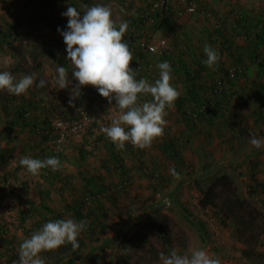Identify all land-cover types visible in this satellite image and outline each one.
<instances>
[{
	"label": "rangeland",
	"instance_id": "374dc122",
	"mask_svg": "<svg viewBox=\"0 0 264 264\" xmlns=\"http://www.w3.org/2000/svg\"><path fill=\"white\" fill-rule=\"evenodd\" d=\"M37 1L0 0V71H10L16 79L25 73L35 75L33 86L24 94L17 96L9 94L7 90H0V149L3 147L9 149V153L0 159V264H13L14 261H18L21 241L48 222L42 221L41 217L57 220L54 215L61 213L63 218H75L74 213L66 209V203L77 199L83 200L88 196V189L79 172L88 171L106 185L122 179L120 170L115 168L113 163L110 164L111 159L109 167L104 169L102 164L108 155L105 146L108 138L101 128L109 126L118 115H110L106 119L104 118L106 116L100 114L99 109L90 113L86 102L91 104L90 107H98V99L90 102L89 99H84L91 96L103 98L96 94L94 86H81L80 96L70 105L71 89L77 82L73 79V83L65 89H60L56 82L58 65H64L68 70L69 80L72 78V65L67 59L63 36L58 31V28L67 27L68 18L62 13L68 6L73 5L80 8L83 15L85 4L90 6L95 3H107L110 4L113 19L118 25L121 19L127 20L133 14L143 13L148 8L147 0H53L52 8H48L44 1H41L42 6L37 9L35 8V5H38ZM194 1L195 13L178 16V12L185 5L182 0H171L167 13L171 20L170 27L146 33L147 37L154 40L166 38L168 44L166 48H160L156 54L145 55L142 58L138 79L143 77L150 83L154 82L157 79L155 76H159L158 62L169 61L172 69L170 82L177 88L179 95L185 97L184 107L189 113L194 111L192 97L182 82L184 76L191 79L190 84H196L198 94L206 100L212 99L213 81H222L225 97L221 100L222 106L231 107L240 122L237 123L240 124L238 129L242 126L245 129L244 135L236 138L238 132H234L233 136L229 126L220 122L221 116L219 121L211 120L213 122L211 125L203 114L188 120L172 106L166 109L163 133L150 144L139 147L125 142V146L120 148L114 143L113 151L123 156L125 171H129L130 174L131 169V173L133 172L130 179L132 182L128 184L132 195L121 196L116 213L109 217L108 229L99 232L100 234L96 235L97 240L88 241L78 256L80 259L71 264H105L111 261L112 264H161L160 259L157 260L151 253L150 247L159 251L163 249L159 235L163 232L152 221V219L159 221L163 215L170 220L167 233L171 234L172 247L178 254L186 252L190 254L191 249L201 247L206 249L209 255L219 258L221 264H264V145L256 148L249 143L250 134L264 137V128L255 127L253 101L249 100L250 103H247L241 98V95L245 94L244 90H248L250 84L256 80L251 66L253 62L246 63L249 58L245 50L255 43V35L264 29V0ZM238 14L246 19L243 28L249 30H243L242 25L226 26L223 31L225 37L230 39V44L223 47L215 29L222 21L226 22L230 16ZM16 19L18 20L15 21ZM245 34L248 35V39L244 38ZM128 37L130 33L127 31L125 38ZM206 43L219 53V59L213 67L202 63L206 58L203 51ZM259 47V55L264 57V44ZM51 49L61 51L66 63L57 60ZM239 53L243 55L242 64L247 72L244 76L229 80L226 71L237 62L236 54ZM200 65L206 70H201ZM39 79L46 81L44 87H36ZM142 100H147L146 96L142 95ZM31 102L36 105H33L32 111L29 110L26 119L30 124L35 122L34 117L42 119L46 109L55 113L52 117L57 132L59 131L57 121L76 120L83 115L88 119L87 132L80 137L76 136L67 144L66 155L61 161L64 172L74 176L72 194L53 190L51 202L47 204L40 200L38 194V190L43 188L37 183V181L43 183L40 172L33 175L19 164L21 156L37 157L42 152L45 156L55 145L53 140L45 142L39 133L30 134L26 128L14 125L18 106L26 103L25 108H28L27 105ZM70 107L72 109H69ZM66 115L74 118L66 119ZM169 141L173 142V147H167ZM81 145L84 156L79 149ZM175 149L178 151V157H182L178 165L180 170L172 164L177 160L169 158ZM251 161L259 163L258 177L263 183L262 188L254 191L249 188ZM156 166L161 169L165 180L155 176ZM173 170L179 175H173ZM224 175L231 179L230 187L236 197L245 199L248 206L255 210L253 217L256 218V223L252 233L260 234L255 246H244L238 240L231 220L223 227L216 219L215 209H204L199 205L204 192ZM24 181H28V185L22 189L23 199L34 201L37 211L34 214L31 206V215L22 222L21 213H27L30 209L26 200L17 203L13 198V192L17 187L21 188ZM218 191L219 193L225 191L226 194L223 187ZM158 194H161L162 198L169 197L172 201L171 206L156 200ZM189 214L193 217L190 218ZM193 221L204 225L206 231L204 238L198 224L195 225ZM5 228L7 234L4 236L1 230ZM137 233H141L143 239L146 237L150 245L144 244L143 239H138ZM5 239H10L11 242H6ZM123 244H127L128 250L123 251ZM246 248L254 249L252 257L242 254ZM90 251L95 253L92 258L86 256Z\"/></svg>",
	"mask_w": 264,
	"mask_h": 264
},
{
	"label": "clouds",
	"instance_id": "9594fccd",
	"mask_svg": "<svg viewBox=\"0 0 264 264\" xmlns=\"http://www.w3.org/2000/svg\"><path fill=\"white\" fill-rule=\"evenodd\" d=\"M62 15L68 18L67 27L58 28V31L63 36L67 59L72 65V78L69 80L64 65H58L56 82L60 89L68 88L73 79L77 82L71 89L69 104L72 105L74 99L80 96L81 86L92 85L110 103L114 99L115 105L121 110L118 118L109 126H103L101 131L120 148L125 146V142L139 147L150 144L163 133L166 109L173 106L179 95L177 88L170 82V62H158L159 77L154 82L150 83L143 77L137 79L138 70L130 67L133 53L125 39L129 21L121 19L117 25L110 4H85L83 15L80 8L70 5ZM203 51L206 58L202 63L213 67L219 59L218 51L207 43ZM34 81L33 73L22 74L16 79L10 71H0V90H7L9 94L19 96L26 93ZM45 84L44 79H39L36 87H44ZM145 93L150 94L152 99L138 102L139 94ZM249 143L260 148L264 145V137L250 134ZM19 164L33 175L44 168L56 171L61 167L57 156L41 159L23 155ZM173 175L179 174L173 170ZM86 228L87 221L74 217L49 220L21 241L19 259L13 264H45L41 253L69 242L73 248L78 247L77 238ZM159 258L161 264H221L219 258L209 255L201 247L191 249L190 254H178L175 249L168 254L161 251Z\"/></svg>",
	"mask_w": 264,
	"mask_h": 264
},
{
	"label": "trees",
	"instance_id": "16d2710c",
	"mask_svg": "<svg viewBox=\"0 0 264 264\" xmlns=\"http://www.w3.org/2000/svg\"><path fill=\"white\" fill-rule=\"evenodd\" d=\"M34 1V0H31ZM41 1H44V4L48 8H52L51 1L49 0H38V5H35V8H40ZM34 8V6H33ZM154 19V24L152 27H150L151 31H161L164 28H169L171 24L170 17L167 16V13L164 11L157 12L155 14H151L150 16L147 14V9L145 12L140 14H133L131 17H128L127 20L129 21V30L130 31V41L128 40L130 49H134L135 57L139 56V52L137 51V47L135 45V39L138 35H135L137 32H141L143 30V25L147 22L148 19ZM22 19V17H21ZM16 19L15 21H17ZM246 19H243V17H239V19L236 21V26L242 25V28L244 26V22ZM14 22L13 24H15ZM226 27V24L222 23L217 25L215 29V33L218 37H220V42L223 45V47H228L230 44V39H227L224 35L223 29ZM230 27V26H228ZM233 27V26H231ZM241 28V29H242ZM243 30L247 31L249 29H246L245 27ZM10 34V33H6ZM256 41L255 43H252L250 47H247L245 51H247V55L249 60L246 62H253L252 67L254 70V77H256V80L250 84L251 86L248 87L249 89H245L244 95H241V98L247 103H250L249 100L253 101L254 103V123L255 127L258 129L264 128V57L259 55V46H262L264 44V29L261 31V33H257L255 35ZM245 39H248V35L245 34ZM131 49V51H133ZM52 53L55 55L56 59L66 63V61L63 60V53L56 49H51ZM237 62H235L232 67H236L237 70L234 74V78H232L230 75V72L226 71V77L231 79H237L238 77L244 76L247 71H245V68L243 67L244 61H243V55L242 53L236 54ZM231 68V67H230ZM229 68V70H230ZM201 70H206L203 65H200ZM239 69V70H238ZM241 70V71H240ZM182 82H184V86L187 88V92L191 98L192 102V110L193 113H189L184 106L186 103V99L183 96L178 95L176 98L173 107L177 109L179 114L183 115L184 118H187L188 120H192V117L195 115H202L204 116L205 120L211 123L213 125L214 121H219L222 117L220 122H223L233 132V136H235L234 132H238L236 135V138L242 137L241 135H244L245 129L244 127H238L237 123H240L238 118L234 115L231 107L226 106L224 108V105L222 106L221 100H223V85L221 84L222 81H213L212 88H213V95L212 99H205L200 94H198V89L196 87L195 83H191V79L184 76ZM183 84V83H182ZM225 98V97H224ZM26 105V103H25ZM24 104L19 105L16 114L14 117L13 123L14 125H17L18 128L21 126L22 128H26L28 133H39L41 137L44 139V141H52L55 142L57 138V131L54 129L55 123H53V117L55 113L50 110H45V115L42 119H39L38 117H34V121L32 124L27 123L26 119L29 115V110H33V102L28 103L27 107L25 108ZM69 109H72L71 107ZM221 109V110H220ZM220 110V111H219ZM221 116V117H220ZM66 119H71L74 117H70L66 115ZM12 123V124H13ZM17 126L15 128H17ZM237 130V131H236ZM87 132V131H86ZM85 132V133H86ZM262 132V131H261ZM232 136V137H233ZM98 138V137H97ZM108 138V137H107ZM15 139V138H14ZM110 142V144H109ZM112 143V144H111ZM168 148L171 146L173 147V142H168ZM56 143L54 148H50L49 151L46 152V155H44V152L37 155L36 158H45L47 156H57L59 157L60 161L65 157L66 149L62 151H57L56 149ZM86 146V143L84 144V147ZM105 146H107L108 155L105 156L103 159V167L104 169L109 167V161L111 159V163H113V166L120 170V174L122 175V179L118 182L113 181L112 184H104L103 182L99 181V178L96 175L90 174L88 171L79 172V174L82 177V180L84 184L86 185L88 189V196L84 197L83 200H74L71 205L66 203V209L74 213V216L77 220H85L87 221V228L84 230L79 236H78V247L73 248L72 244L65 243L64 245H61L57 249H52L45 251L41 253V255L45 258V264H71L72 262H75L76 260H79L78 256L80 255L81 251L87 246L88 241L97 240V234H100L101 231H106L109 226V221L113 213H116L117 206L120 204V199L123 196H131L132 194L129 191L128 184L131 183L129 176V171H125V165L123 163V156L119 155L118 152L113 151L115 149V144L111 139H107L105 142ZM81 151L82 156L83 154V145L79 148ZM166 149V148H164ZM167 152V149L165 150V153ZM172 152V150L170 151ZM9 153V149L7 147H3L0 149V159L4 158L5 154ZM167 154V153H166ZM169 156V155H167ZM83 158V157H82ZM169 158H174L177 160V162L173 163V165L176 166L177 170L179 162L181 161L182 157H178V151L173 150V153ZM1 163V161H0ZM181 164H184L181 162ZM156 165V163L154 164ZM125 167V168H124ZM258 168L259 163L256 161H251L250 168H249V177L251 178V184L249 185V188L254 190L259 189L260 187H263V183L260 181L258 177ZM116 170V171H119ZM161 169H159L156 166L155 169V176L157 178L166 179V177H163V173ZM40 177L42 178V182L40 183L37 181L39 185H42L43 188L38 190V194L40 197V200L47 204L48 202H51L52 198V192L53 190H57L58 192H62L63 194L65 192L72 194V187L74 186L72 183V179H74V176H69L64 172L63 167L61 166L56 171H52L50 168H44L40 170ZM5 178H7L5 176ZM161 182V181H160ZM231 179L227 176H221L219 177L209 188L206 192H204L203 197L199 201V205L201 208L207 209L212 208L215 209V216L218 222L223 226H227V221L231 220L234 228H235V236L238 238V240L243 243L244 246H255L259 241L260 234H255L253 232V227L256 223L254 218L255 210L251 209L253 207L248 206V203L245 199H240L236 197L233 189H231ZM28 185V181L22 182V187H17L16 191L13 192V198L17 200V203H21L22 201L27 202V207L30 209L27 211V213H21V219L20 221L25 222L27 220V217L31 215V206L33 207L34 214L37 211L35 202L27 199H23V195L21 194L22 189H24ZM220 187H223L226 189L223 193H219L218 189ZM223 191V190H222ZM225 194V195H224ZM122 196V197H121ZM167 201L170 203L172 202L169 197H165ZM19 199V200H18ZM156 200H159L158 198ZM161 200H159L160 202ZM220 201V202H219ZM93 202V203H92ZM106 202L109 203V207H106ZM162 204H166V202L161 201ZM95 204V205H94ZM43 205V204H42ZM47 207L46 205H43ZM40 217L41 215L38 214ZM190 218L193 217V215H190ZM254 216V217H253ZM55 219H64L63 215L60 213L58 215H54ZM109 218V219H108ZM42 221L46 222L49 220H54L53 218H47L41 217ZM194 220V219H193ZM152 221L155 222V225H157L160 230L163 233H159L160 240L163 242V249L161 251L165 252L166 254L170 253L173 249L172 242L170 239V233H167V229L169 228L170 220L167 216L163 215L160 217L159 221L156 219H152ZM195 225L198 226L200 233H202L203 238L205 237L206 231L204 230V225L193 221ZM41 228V227H40ZM39 228V229H40ZM5 229L1 230V234L5 236L6 231ZM98 232V233H97ZM102 234V233H101ZM138 239L142 240L143 235L141 233H137ZM2 238V237H1ZM6 242H11L10 239H5ZM206 241V240H205ZM143 243L150 245L148 239L145 237L143 239ZM248 248V247H247ZM244 249L242 254L247 255L248 257H252L251 254L253 252L252 248L250 249ZM128 250L127 244H123V251ZM151 253L154 254V257L159 260V253L161 251L157 250L156 248L150 247ZM91 257V255H89ZM92 258V257H91ZM105 260L106 258L103 257ZM82 260V259H81ZM113 262H109V264H112ZM93 264V263H92Z\"/></svg>",
	"mask_w": 264,
	"mask_h": 264
},
{
	"label": "built area",
	"instance_id": "2783aa9c",
	"mask_svg": "<svg viewBox=\"0 0 264 264\" xmlns=\"http://www.w3.org/2000/svg\"><path fill=\"white\" fill-rule=\"evenodd\" d=\"M148 1V8H147V14L150 16L151 14H155L160 11H164L165 13H168L170 10V3L171 0H147ZM184 3V8L178 12V16H182L184 14H193L196 11V3L194 0H182ZM240 15H232L229 17V19L225 22L222 21V23L226 24V26H233L236 24V21L239 19ZM154 24V19L150 18L147 20V22L143 25V30L141 32H137L135 35H138L135 39V45L137 47V51L139 52V56L135 57V50L132 49L133 53V60L130 63V67L133 69L138 70L136 74V78L139 77V70L142 66V58L145 55H154L156 54L160 48H166L168 44V40L166 38L164 39H158L154 40V38H149L146 36V33L151 31L150 27ZM131 29H128V32L130 33ZM131 35V34H130ZM245 38V37H244ZM127 41H130V38H125ZM237 70L236 67H231L229 72L230 76L233 77ZM239 70V69H238ZM241 71V70H240ZM196 116V115H195ZM87 116L83 115L79 119L76 120H64V121H57V127L59 129L57 133V138L54 143H56V149L57 151H62L66 149L67 144L74 139L76 136L80 137L82 136L86 130H87ZM55 146V145H54ZM158 199L161 201L166 202L168 206H171V203L166 200V198H162L161 194L157 195ZM158 200V201H159Z\"/></svg>",
	"mask_w": 264,
	"mask_h": 264
},
{
	"label": "crops",
	"instance_id": "0c3cea01",
	"mask_svg": "<svg viewBox=\"0 0 264 264\" xmlns=\"http://www.w3.org/2000/svg\"><path fill=\"white\" fill-rule=\"evenodd\" d=\"M159 76H155V78H158ZM96 94H98L99 95V93L97 92ZM142 95H144V96H146V98H147V100H151L152 99V97H151V95L150 94H147V93H145V94H139V99H138V102H140V103H142L143 102V100H142ZM86 99H89V101L88 102H90V101H92V100H96V99H98V107H90V105L91 104H89V103H87L86 102V106H89V111H90V113L92 114L94 111H97V109H99V111H100V114H102V116H106V117H104V118H106V119H108L109 117H110V115L111 116H113V115H118L119 116V114H120V109L118 108V106H116L115 105V103H114V100H112L111 101V103L109 102V100H108V98H106V100H105V97H103V98H97L96 96L95 97H88V98H85L84 100H86ZM103 100L105 101V102H103ZM100 102V103H99ZM181 116V115H180ZM169 145H167V147H168ZM129 148H131V147H129ZM166 148V147H165ZM164 150H166V149H164ZM131 168V167H130ZM133 173V172H132ZM132 173H131V169H130V177H131V175H132ZM144 174V172H142V175ZM146 176V175H145ZM131 182H132V180H130ZM144 182V181H143ZM147 182V181H146ZM79 186V185H78ZM73 188H74V186H73ZM77 191V190H76ZM73 197V196H72ZM68 198V197H67ZM74 198V197H73ZM70 201L72 200L70 197L68 198ZM77 200H79V199H77ZM79 201H81V200H79ZM93 203V202H92ZM107 203V202H106ZM68 204L69 205H71L72 204V202H68ZM95 205V204H94ZM106 205V207H109V203L108 204H105ZM203 238V237H202ZM95 253L93 252V251H90L86 256H89V255H91V256H93ZM88 263V262H87ZM105 264H109L108 262H106Z\"/></svg>",
	"mask_w": 264,
	"mask_h": 264
}]
</instances>
